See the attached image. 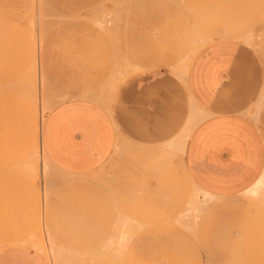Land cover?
I'll return each mask as SVG.
<instances>
[{"label": "rangeland", "instance_id": "obj_1", "mask_svg": "<svg viewBox=\"0 0 264 264\" xmlns=\"http://www.w3.org/2000/svg\"><path fill=\"white\" fill-rule=\"evenodd\" d=\"M44 2L0 0V53L18 42L23 79L14 88L33 105L17 149L0 112L3 221L42 238L49 264H264V184L249 201L207 197L185 174L180 151L178 176L161 155L128 164L122 153L104 170L68 173L40 141L51 107L101 90L109 81L102 69L130 71L167 36L178 35L182 51L232 37L264 68V0ZM73 177L81 182L70 185Z\"/></svg>", "mask_w": 264, "mask_h": 264}, {"label": "crops", "instance_id": "obj_2", "mask_svg": "<svg viewBox=\"0 0 264 264\" xmlns=\"http://www.w3.org/2000/svg\"><path fill=\"white\" fill-rule=\"evenodd\" d=\"M161 43L159 53L153 50L130 71L125 64L102 69L109 81L101 90L51 107L40 132L44 152L56 168L74 174L104 170L120 153L128 164L136 155H161L178 176L180 151L184 172L202 195L249 201L264 178L259 54L228 36L188 51L178 49V35ZM10 48L0 53V112L7 141L17 149L33 105L14 88L23 79V63L18 42ZM8 226L0 216V264H49L31 243L34 233ZM80 263L90 264L85 258Z\"/></svg>", "mask_w": 264, "mask_h": 264}, {"label": "bare ground", "instance_id": "obj_3", "mask_svg": "<svg viewBox=\"0 0 264 264\" xmlns=\"http://www.w3.org/2000/svg\"><path fill=\"white\" fill-rule=\"evenodd\" d=\"M42 2H44L45 0H41ZM45 3V4H44ZM44 3H42V4H44V5H48V3H46V2H44ZM62 19H65V18H62ZM56 21V20H55ZM57 21H58V19H57ZM98 98H100V97H98ZM104 101H106V104H108V102H109V99H105ZM183 136H184V138H185V132L182 134ZM183 138V137H182ZM181 138V139H182ZM263 184H264V178L259 182V184H258V186H259V188L261 187V186H263ZM264 189V188H263ZM257 190H254V192H256ZM31 243L32 244H34L35 245V247H37L39 250H41L42 252H45V251H47V248H46V245H45V242H44V240L42 239V238H39V237H37V236H34L33 238H32V240H31Z\"/></svg>", "mask_w": 264, "mask_h": 264}]
</instances>
